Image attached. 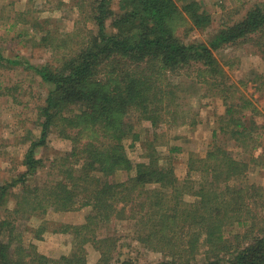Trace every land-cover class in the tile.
Listing matches in <instances>:
<instances>
[{
    "label": "trees",
    "instance_id": "obj_1",
    "mask_svg": "<svg viewBox=\"0 0 264 264\" xmlns=\"http://www.w3.org/2000/svg\"><path fill=\"white\" fill-rule=\"evenodd\" d=\"M87 2L83 16L94 28L80 35L69 53L57 51L66 41L59 43L36 17L27 19V35L32 37L29 31L35 29L36 40L52 46V62L34 66L0 50V69L23 66L48 87L37 106V135L24 154L25 171L0 186V210L11 188L20 190L12 210L17 216L90 208L84 224L62 225L61 232L71 230L79 246L94 243L100 258L93 264H138L113 261V239L95 236L97 227L115 219L135 220L137 241L164 256L146 264H264V227L253 233L258 225L255 219L250 222L248 207L262 188L245 181L251 163L264 166L260 155L252 154L263 144L261 126L251 117L246 121V112L255 106L238 83L226 81L214 55L224 47L249 44L264 61V3L227 20L202 42L178 34L186 25L189 33L211 24V16L195 0L181 7L175 0H120L117 11L112 0ZM182 72L194 73L198 83L222 99L225 115L213 136L227 135V141L250 151L249 159H237L225 143L215 142L205 156H189L187 176L180 181L171 165L159 164L156 132V139L143 142L146 162L129 158L125 142L131 139L133 146L139 135L127 116L137 113L153 128L166 109L169 116L180 118L175 108L179 92L165 79ZM6 92L10 88L4 87L0 95ZM53 135L69 140L71 148L53 159L57 177L51 185L31 188L29 180L44 164L37 152ZM178 150L175 146L170 152ZM119 174L125 178L111 179ZM235 225L245 228L242 234ZM15 227L0 217V264H90L81 247L59 259L40 254L35 246L22 244L21 234H13Z\"/></svg>",
    "mask_w": 264,
    "mask_h": 264
},
{
    "label": "rangeland",
    "instance_id": "obj_2",
    "mask_svg": "<svg viewBox=\"0 0 264 264\" xmlns=\"http://www.w3.org/2000/svg\"><path fill=\"white\" fill-rule=\"evenodd\" d=\"M88 0H0V50L5 57H20L31 65L38 66L52 62V53L45 44L36 39L37 31L30 29L28 36L27 19L36 17L38 22L59 43L66 41L57 50L59 53H69L76 47L82 36L93 29V24L84 18ZM120 0H112L114 10L119 9ZM182 6L186 1L175 0ZM211 16V24L205 29H194L188 33V25L178 30V34L188 41L208 42L215 30L227 20L239 19L249 8L255 4H263L264 0H195ZM82 5V6H79ZM180 6V7H181ZM25 12L26 17L21 16ZM26 21V22H25ZM36 31V32H35ZM35 32V33H34ZM34 33V34H33ZM84 33V34H83ZM83 34V35H82ZM82 35V36H80ZM214 55L226 73L228 83H238L240 91L252 100L255 110L247 111L246 121L250 117L262 132L259 140L262 146L252 152L254 156L261 157L264 161V61L249 44L237 47H224L214 51ZM262 75V77H259ZM177 87L178 96L175 98V108L180 118L163 115L157 128L151 127L148 121H141L137 113H131L126 121L133 127L134 133L139 135V140L130 146L132 140L125 142L127 154L135 162H146L147 150L143 146L146 139H156L153 133H158L157 156L161 166L171 165L178 180L182 181L188 173V158L191 154L198 157L205 153L216 142L225 143L237 159H249L250 151L245 152L242 147L228 140L227 135L216 138L213 132L219 129L221 117L225 115V107L219 96H212V90H206L204 84H200L198 78L192 73L168 74L165 79ZM242 81L243 84L240 82ZM4 87L10 88V92L0 95V186L11 182L25 171L23 165L24 154L29 142L37 135V106L46 97L47 85L32 70L23 66L0 69V93ZM206 94V95H205ZM174 108V106H173ZM176 118V119H175ZM182 121L185 123L183 124ZM182 123V124H181ZM187 123V124H186ZM192 123V124H191ZM179 147L178 151L170 152L172 147ZM71 148L69 140L60 137L49 138L46 147L37 152V158L42 159L43 167L31 177L28 186H50L57 177L56 170L51 166L53 159L62 156ZM125 174H119L113 179H124ZM249 185L261 187L260 195L256 201H249V220L255 219L259 227H264V166L250 164L245 177ZM18 188H11L1 206L0 217L13 221L14 235L21 234L25 246L33 245L35 250L51 259H59L61 256H69L80 247L86 252L88 263H96L100 258V252L96 245L89 242L79 246L77 237L70 230L69 233L61 232L62 225H81L91 213L90 208H77L68 212H55L48 210L15 214ZM187 202L192 198L187 197ZM10 210V211H8ZM244 212V211H243ZM35 213V214H34ZM254 216V218H253ZM135 220L115 219L110 224H101L95 230V236L100 239L105 236L113 239L115 248L112 250L113 261L131 259L138 264L158 263L164 259L162 253L152 251L144 247L136 239ZM245 229V228H244ZM242 227L235 225V231L243 233ZM112 237V238H111ZM233 238V237H232ZM231 238V239H232ZM112 243V242H111ZM85 254V253H84Z\"/></svg>",
    "mask_w": 264,
    "mask_h": 264
}]
</instances>
